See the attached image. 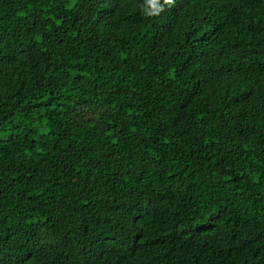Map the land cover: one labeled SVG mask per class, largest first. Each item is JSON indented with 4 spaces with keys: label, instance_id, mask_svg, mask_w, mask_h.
Masks as SVG:
<instances>
[{
    "label": "trees",
    "instance_id": "trees-1",
    "mask_svg": "<svg viewBox=\"0 0 264 264\" xmlns=\"http://www.w3.org/2000/svg\"><path fill=\"white\" fill-rule=\"evenodd\" d=\"M0 0V264H264V0Z\"/></svg>",
    "mask_w": 264,
    "mask_h": 264
},
{
    "label": "clouds",
    "instance_id": "clouds-1",
    "mask_svg": "<svg viewBox=\"0 0 264 264\" xmlns=\"http://www.w3.org/2000/svg\"><path fill=\"white\" fill-rule=\"evenodd\" d=\"M175 4V0H143L142 11L144 15L155 17L160 15L165 8H171Z\"/></svg>",
    "mask_w": 264,
    "mask_h": 264
}]
</instances>
